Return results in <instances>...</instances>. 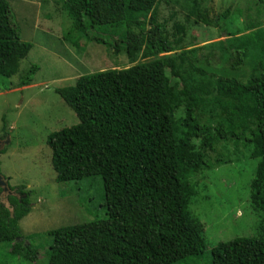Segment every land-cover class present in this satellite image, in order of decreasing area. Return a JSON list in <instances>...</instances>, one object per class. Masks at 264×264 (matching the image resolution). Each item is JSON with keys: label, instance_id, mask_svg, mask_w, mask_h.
Returning a JSON list of instances; mask_svg holds the SVG:
<instances>
[{"label": "trees", "instance_id": "16d2710c", "mask_svg": "<svg viewBox=\"0 0 264 264\" xmlns=\"http://www.w3.org/2000/svg\"><path fill=\"white\" fill-rule=\"evenodd\" d=\"M60 1L92 41L104 44L108 38L105 44L115 51L122 47L130 62L142 60L84 73L72 85L55 88L77 121L46 135L54 179L99 176L106 217L47 230V264H169L196 257L202 224L189 210L195 194L190 177L225 161L218 147L230 142L252 143L258 155L249 202L262 218L256 236L212 247L210 262L264 264V70L244 81L206 72L201 64L209 65L216 53L191 57L181 46L185 25L174 23L168 34L165 24L174 13L159 19V0ZM11 20L7 0H0L2 77L17 72L31 47ZM224 32L237 37L240 30ZM218 45L228 53L225 66L231 71L243 63L242 44ZM36 68L20 74L17 84H29ZM175 77L181 82L177 91L170 81ZM180 103L183 116L175 119ZM201 113L218 120L202 122ZM5 135L2 126L0 137ZM8 186L18 195L8 194L6 203L0 198V243L8 244L9 256L32 261L36 247L16 240L18 220L29 211L28 195L23 185Z\"/></svg>", "mask_w": 264, "mask_h": 264}, {"label": "rangeland", "instance_id": "374dc122", "mask_svg": "<svg viewBox=\"0 0 264 264\" xmlns=\"http://www.w3.org/2000/svg\"><path fill=\"white\" fill-rule=\"evenodd\" d=\"M7 3L20 38L31 47L19 61L15 74L0 76V129L4 126L6 133L0 151V179L7 186H24L30 206L18 220L20 236L16 240L35 246L37 255L32 261L9 256L8 244L3 242L0 264H47L50 243L47 230L106 217L99 176L62 182L54 179L46 135L77 121L55 88L72 85L81 74L123 68L142 59L130 62L122 47L115 51L105 44L110 42L108 38L104 44L92 41L73 25L60 0H7ZM224 10H227L225 17ZM156 12L159 19H167L174 13L165 24L168 34L174 23L185 25L181 46L189 50L191 57L216 53L209 65L201 64L206 72L233 75L244 81L250 72L264 70V0H159ZM199 13L211 23H204L197 16ZM237 29L240 30L237 37L225 35L224 31ZM220 42L242 44L246 48L244 61L237 69L231 71L225 66L229 56L218 45ZM31 65L37 68L30 83L19 86L18 76ZM170 81L176 91L180 89L179 78ZM183 112L180 103L174 110V118H181ZM201 117L202 122L210 124L218 120L217 115L208 118L207 113H201ZM218 149L225 161L190 177L195 194L189 210L202 224L201 252L169 264H211L210 250L218 242L258 234L261 211L249 202V183L258 155L253 153L252 143L230 142ZM7 193V190L0 192L4 203Z\"/></svg>", "mask_w": 264, "mask_h": 264}, {"label": "water", "instance_id": "95a60500", "mask_svg": "<svg viewBox=\"0 0 264 264\" xmlns=\"http://www.w3.org/2000/svg\"><path fill=\"white\" fill-rule=\"evenodd\" d=\"M5 140H1L0 141V149L2 148V144H5ZM0 178H2L1 177V175H0ZM7 183L3 180V181H1V179H0V191H2V190H7L8 191V193L7 194H14V192L13 191H11L10 189H9V186H7L6 185Z\"/></svg>", "mask_w": 264, "mask_h": 264}, {"label": "flooded vegetation", "instance_id": "af4514ba", "mask_svg": "<svg viewBox=\"0 0 264 264\" xmlns=\"http://www.w3.org/2000/svg\"><path fill=\"white\" fill-rule=\"evenodd\" d=\"M1 140L3 141V140H4V138H3V137H2V138L0 137V141H1ZM1 149H2V148H1ZM1 149H0V150H1ZM0 192H1V191H0ZM13 192H14V191H13ZM7 195H8V194H6V195H5V199H6V196H7ZM14 195H16V196H17L18 194L14 193ZM0 196H1V194H0ZM0 198H1V197H0ZM3 203H4V202H3Z\"/></svg>", "mask_w": 264, "mask_h": 264}, {"label": "crops", "instance_id": "0c3cea01", "mask_svg": "<svg viewBox=\"0 0 264 264\" xmlns=\"http://www.w3.org/2000/svg\"><path fill=\"white\" fill-rule=\"evenodd\" d=\"M236 35H238V34H236ZM230 37H232V36H230ZM233 37H235V35L233 36ZM226 39V38H225ZM222 40H224V38L223 39H220V40H217V41H222ZM213 43H215V42H213ZM220 43H222V42H220ZM24 87L25 86H27V85H23ZM20 88V87H19Z\"/></svg>", "mask_w": 264, "mask_h": 264}]
</instances>
